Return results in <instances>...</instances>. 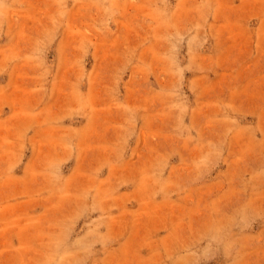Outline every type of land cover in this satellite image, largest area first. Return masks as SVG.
<instances>
[{"label": "rangeland", "instance_id": "rangeland-1", "mask_svg": "<svg viewBox=\"0 0 264 264\" xmlns=\"http://www.w3.org/2000/svg\"><path fill=\"white\" fill-rule=\"evenodd\" d=\"M0 264H264V0H0Z\"/></svg>", "mask_w": 264, "mask_h": 264}]
</instances>
